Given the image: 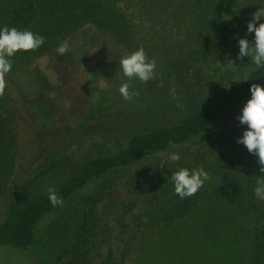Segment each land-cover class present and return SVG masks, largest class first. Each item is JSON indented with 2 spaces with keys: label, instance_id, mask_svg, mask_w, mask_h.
Returning a JSON list of instances; mask_svg holds the SVG:
<instances>
[{
  "label": "trees",
  "instance_id": "16d2710c",
  "mask_svg": "<svg viewBox=\"0 0 264 264\" xmlns=\"http://www.w3.org/2000/svg\"><path fill=\"white\" fill-rule=\"evenodd\" d=\"M259 2L0 0V27L27 28L46 37L38 49L18 51L11 58L8 74L27 73L29 62L87 24L124 44H133L140 33L134 19L138 9L152 18L167 11L175 15L185 51L209 58L222 70L232 69L240 61L236 59L238 38L252 39L246 25ZM253 83L264 85V66L253 65L242 78L222 87L214 99L177 122L124 139L85 141L83 144L99 146L103 152L84 161L72 176L52 188L63 199L62 206L53 207L47 191L37 193L33 186L71 156L66 151L48 161L18 187L0 221V250L34 249L35 264H125L134 249L138 264H181L173 248L185 252L187 247L186 258L196 264L207 244L211 264H264V201L253 195L261 166L257 157L236 143L243 127L210 133L218 121L250 98ZM12 115L4 90L0 95V199L17 156ZM193 138H198L195 145L179 153V161H149ZM179 168H203L208 174L203 186L184 199L174 193L168 177ZM123 171L134 202L122 203L113 197ZM134 207L139 209L136 214L132 213ZM127 216L130 224L125 221ZM224 223L225 232H221ZM114 227L121 248L112 246ZM132 228L143 233L135 248L129 237ZM199 233L204 245L190 239Z\"/></svg>",
  "mask_w": 264,
  "mask_h": 264
},
{
  "label": "rangeland",
  "instance_id": "374dc122",
  "mask_svg": "<svg viewBox=\"0 0 264 264\" xmlns=\"http://www.w3.org/2000/svg\"><path fill=\"white\" fill-rule=\"evenodd\" d=\"M259 7L264 8V0H260L250 13L248 21ZM134 19L140 33L133 44H124L110 33L87 24L62 42L68 45L63 55L57 54L56 46L29 62L25 67L29 70L27 73L5 76V92L13 110L17 156L11 180L0 199V221L20 184L48 161L59 158L66 151L71 156L65 165L34 184L37 193L56 187L72 176L84 161L103 152L99 146L83 144L85 141L124 139L177 122L214 99L222 87L242 78L253 66L250 58L245 57L236 67L222 70L209 58L185 51L180 46L182 28L178 26L177 17L168 11L152 18L138 9ZM261 22L264 18L257 24ZM140 47L148 60L156 62L155 76L147 82L135 78L128 80L118 64L121 57ZM122 82H127L129 90L136 93L131 100L121 97L118 88ZM240 109L218 121L210 133L216 135L221 129L238 125L236 117ZM92 115L95 118H91ZM197 139L173 147L149 161L164 160L171 152L181 153L194 146ZM80 144V147L70 148ZM122 174L114 187L113 197L122 203L134 202L125 183L126 171ZM138 210L134 207L132 213ZM125 221L131 223L129 216ZM225 227L226 223L220 231L225 232ZM117 229L114 227L111 242L114 248L117 245L121 248ZM142 236V232L130 230L133 248ZM202 236L199 233L190 239L204 245L200 242ZM203 247L206 251L196 264H211L207 244ZM186 248L185 252L184 248H173V255L178 253V263H191V258H186ZM33 253L34 249L0 250V264H35ZM125 264H138L134 249Z\"/></svg>",
  "mask_w": 264,
  "mask_h": 264
},
{
  "label": "clouds",
  "instance_id": "9594fccd",
  "mask_svg": "<svg viewBox=\"0 0 264 264\" xmlns=\"http://www.w3.org/2000/svg\"><path fill=\"white\" fill-rule=\"evenodd\" d=\"M264 18V8L252 14L247 22L246 33L252 34L251 41L246 37L238 38L237 60L250 58V63L257 68L264 66V22L257 21ZM46 37L31 29H17L15 27H0V95L3 94L7 82L5 76L12 68V57L18 52H27L38 49ZM68 50V45L62 43L57 46L56 52L63 55ZM120 70L128 80L133 78L147 82L154 78L156 62L148 60L143 47L121 57L118 60ZM124 100H131L136 94L129 90V84L122 82L118 88ZM250 98L241 107L236 117L238 126L243 127L242 134L237 137L236 143L243 145L246 150L257 157L261 166L253 188V195L258 201H264V85L253 83L249 86ZM167 160L175 163L180 160L178 152H171ZM173 185L174 193L181 199L194 195L208 179V174L203 168H179L168 175ZM49 203L53 206H62L63 199L52 188L47 190Z\"/></svg>",
  "mask_w": 264,
  "mask_h": 264
}]
</instances>
